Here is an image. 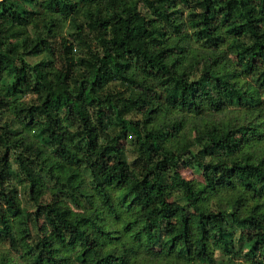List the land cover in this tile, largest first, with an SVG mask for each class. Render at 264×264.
<instances>
[{"label":"trees","instance_id":"obj_1","mask_svg":"<svg viewBox=\"0 0 264 264\" xmlns=\"http://www.w3.org/2000/svg\"><path fill=\"white\" fill-rule=\"evenodd\" d=\"M0 264H264V0H0Z\"/></svg>","mask_w":264,"mask_h":264},{"label":"rangeland","instance_id":"obj_2","mask_svg":"<svg viewBox=\"0 0 264 264\" xmlns=\"http://www.w3.org/2000/svg\"><path fill=\"white\" fill-rule=\"evenodd\" d=\"M31 60L33 61L35 58H31ZM182 173L188 178H192L194 176L191 170H183Z\"/></svg>","mask_w":264,"mask_h":264}]
</instances>
